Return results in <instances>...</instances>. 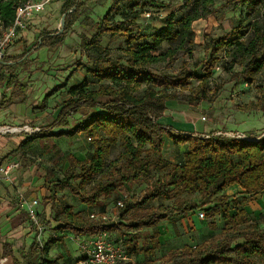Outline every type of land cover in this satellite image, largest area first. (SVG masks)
<instances>
[{
	"label": "trees",
	"instance_id": "obj_1",
	"mask_svg": "<svg viewBox=\"0 0 264 264\" xmlns=\"http://www.w3.org/2000/svg\"><path fill=\"white\" fill-rule=\"evenodd\" d=\"M25 1L0 0L1 29L12 25L15 9ZM169 1L111 0L110 7L92 26L91 35L80 39V50L87 63H91L89 67L84 66L85 72L105 83L96 90H87L84 81L70 86L69 98L62 103L49 126V136L47 131L40 132L29 136L27 141L47 137L72 138L78 134L90 140V156L84 160L67 156L69 168L62 179L54 184L55 189L67 190L82 204L94 203L103 196H109L153 170L161 171L162 174L147 186L140 201L125 200V211L146 205L152 200H166L178 195L197 196L198 205L183 200L163 212L150 208L128 227L152 230L148 248L138 249L131 239L124 241L126 247L123 248L129 257L143 256L144 262L141 264H152L149 259L160 248L157 225L173 218H185L196 209L204 210L209 217L214 214L221 216L224 222L221 236L200 246L171 251L164 260L165 264H264V227H259L257 223L249 224L239 200L228 202L223 194L227 188L237 186L243 195H264V137L257 141L239 140L215 135L214 131H210L205 134L207 138H203L199 133L175 132L158 123L160 118L168 116L173 102L191 108L199 107L221 51L232 64L242 67V71L235 74L233 79L244 84L251 83L261 70L264 58V0H224L219 6L215 5L214 0H187L182 6V14L175 18L169 13L147 40L143 34L133 32L140 21L146 20L145 13L151 15L147 21L153 17L163 19L161 13ZM83 5L80 0H66L61 11L62 14L70 12L66 15L63 33L57 36L41 34L35 47L52 48L60 45ZM122 5H125V11ZM237 8L245 10L249 23L246 28L239 26L221 37L208 40L203 47L204 58L199 63L201 75L181 71L170 76L151 71L156 65L173 63L179 51L192 57L193 22L205 20L220 10ZM104 36H126V48L123 51L125 60L122 64L97 53L96 47ZM164 44L166 48L162 49ZM30 51H24L19 60ZM259 55L261 59L257 60ZM7 61H0V87L4 83L6 87L17 83L13 76L18 67L17 60L9 65ZM23 66L29 65L24 62ZM191 80H198L199 96L180 99L176 91L184 90ZM45 106L46 98L37 109L42 110ZM247 110L264 113V98L251 103ZM70 121H75V124L71 125ZM165 137L174 146L184 149L180 163L171 164L162 158ZM114 143H118L120 151L114 159L109 160L110 147ZM54 197V193H49L47 202L52 205ZM212 200L218 204L206 208ZM230 205L234 211L232 215L229 214ZM15 219L18 220L15 225L28 221L23 211ZM37 223L39 227H49L53 233L63 235L49 237L43 244L33 239L22 256L24 264H69L67 261L59 263V256H49L51 247L59 243L65 233L92 236L107 232L110 235L118 228L113 224L83 218L78 212L74 213L70 205L58 208L50 220L46 218L45 212L38 213ZM34 230L37 233L36 227ZM6 257H10L13 264H20L13 257L11 245L3 243L0 259Z\"/></svg>",
	"mask_w": 264,
	"mask_h": 264
},
{
	"label": "rangeland",
	"instance_id": "obj_2",
	"mask_svg": "<svg viewBox=\"0 0 264 264\" xmlns=\"http://www.w3.org/2000/svg\"><path fill=\"white\" fill-rule=\"evenodd\" d=\"M65 1L53 0L50 2L42 13L34 16L27 23V26L17 34L8 47L10 49L15 48L13 52L10 51L9 56L11 57L9 59L19 61V67L16 69V73H18L16 76L17 84H22L26 88L25 92L28 93L27 99L29 100L26 99L24 102L28 108H31V112L27 113L29 117L25 118L21 126L39 128L42 132L45 130L48 136L51 133L49 126L53 120L51 116L57 115L56 112L59 111L62 103L69 98L68 89L70 86L78 85L84 81L87 90H96L105 83L97 81L85 72L84 66L89 67L91 63H87L80 50V39L83 36L91 35L92 26L110 7L111 0H80L84 5L77 20L65 32L63 42L52 48L48 46L35 47L41 34L52 36L58 32L60 19L63 15L61 6ZM186 1L170 0L161 13L163 19L160 20L158 17H153L149 21L143 19L136 25L133 32L143 34L147 40L148 36L162 25L164 18L169 13H172L175 18L179 17L184 10L182 6ZM223 1L214 0L216 6L222 4ZM122 6L125 11V5ZM209 18L214 21V24L194 34L191 58L179 51L173 63L156 65L151 68V71L170 76L181 71L201 75L199 63L204 58L203 47L208 40L221 37L239 26L246 28L249 23L245 10L241 8L220 10L216 15ZM194 30L196 31V29ZM125 40L126 36H104L101 43L96 47V51L100 56L108 57L113 61H120L122 64L125 60L123 52L126 48ZM165 48L166 45L164 44L162 49ZM26 50L31 51L19 60V56ZM218 58L219 60L214 65L211 77L205 86L206 93L202 97L203 101L199 107L191 108L186 104L173 102L168 113L175 112L181 119L190 121L197 132L214 131L215 135L231 136L227 138L236 139L238 136H243L246 139L259 140L264 137V113L248 111L247 109L251 103H256L260 98H264V58H262L261 70L249 84L233 79L235 74L242 71V67L238 64H232L224 51L218 54ZM259 59H261L260 55L257 56V60ZM24 62H27L29 66L24 67ZM198 89V80H191L188 87L176 92L180 99L188 100L199 96ZM9 93L21 96L16 86L11 87ZM2 96L0 95V100L3 99ZM45 98L47 115L35 117L40 112L37 106ZM208 108L210 109L208 110ZM3 124L17 125L18 123L10 119L9 112L2 108L0 109V125ZM70 124L74 125L75 121H70ZM29 136H33V134L23 133L17 139L19 143H22ZM62 138V142L58 145H53L49 137L32 145L29 142L23 149V153L19 155L18 169L25 173L26 177L31 174L33 181L38 183L37 186H40L36 195L37 212L43 210L48 220L52 218L53 213L58 208L63 205H70L73 207V212H78L83 218H87L89 212L106 216L108 220L106 224H113L118 227L117 231L110 232V238L117 240L123 247H126L124 241L131 239L138 249H145L149 246L152 230L128 228L142 213L150 208L163 212L167 208L178 205L183 200L195 205L199 204L195 194L190 196L178 195L166 200H152L146 205L125 211V200L128 202L140 201L147 186L151 185L162 174L158 170L151 171L148 175L124 185L115 193L103 196L94 203L82 204L77 197L72 196L67 190L55 189L54 184L62 179L63 174L69 168L67 156H76L75 158H79L78 160H84L92 153V145L83 134L74 139L69 138V140L66 137ZM119 151L118 143L112 144L108 159H114ZM183 152L182 147L174 146L165 137L161 153L164 160L171 164L180 163ZM51 192L55 195V202L52 205L47 202V196ZM223 194L228 198V202H231L232 199L239 200L240 207L246 212L249 224L257 223L259 227H264V195L246 196L237 186L227 188ZM21 197L27 199L26 195ZM119 201L123 202L122 208L116 207V203ZM217 204L216 200H212L206 208ZM200 213L203 215L202 219L199 217ZM229 214H234L232 206L229 209ZM32 226L34 225L32 224ZM6 227L8 226L2 225L0 227V238L5 237L8 231ZM223 228L224 222L219 214L209 217L201 209L192 210L185 218L177 217L160 222L157 225L160 248L154 251L149 261L152 264H165L164 260L171 251L181 250L184 247L200 246L208 240L218 239ZM40 229L41 231H38L35 236L40 244H43L49 237L58 238L63 235L58 232L53 233L49 227L42 226ZM77 239L78 236L72 234L62 237L60 242L51 249V257H61L59 263L67 261L69 264H74V261L80 256ZM31 242V238H25L27 248ZM13 257L15 258V256ZM142 262H144V258L139 254L131 256L126 263L141 264Z\"/></svg>",
	"mask_w": 264,
	"mask_h": 264
},
{
	"label": "crops",
	"instance_id": "obj_3",
	"mask_svg": "<svg viewBox=\"0 0 264 264\" xmlns=\"http://www.w3.org/2000/svg\"><path fill=\"white\" fill-rule=\"evenodd\" d=\"M214 24V21L210 18L206 20H197L192 23V31L194 34L199 33L202 31L205 27H211ZM196 29V31L194 30ZM15 49V48H14ZM14 49L8 48L6 52H4V56L2 59H8L7 64H13V60L9 59L11 56H9L10 51H14ZM19 61L16 62L18 64ZM19 65V64H18ZM19 67V66H18ZM17 67V68H18ZM16 68V69H17ZM16 69L13 72L14 78H16L17 74ZM17 81V79H16ZM20 85V84H19ZM19 85L13 84L8 87H6L5 83L0 87V95L2 96V100H0V109H6L10 114V119H12L14 122H17V125H0V126H12V127H19L23 125V121L25 118L27 119L29 116L27 115L28 112H31V108H28V105L24 102L28 98V93L25 92V87L23 88V85L21 84V88H19ZM18 87V91L21 93V96L11 95L9 93L11 87ZM10 87V88H9ZM6 90V91H5ZM29 100V99H27ZM46 106L44 109L39 110V114H36L35 117H38L39 115H47L45 112ZM46 113V114H45ZM58 113V111L56 112ZM53 117V120L56 118ZM158 123L164 127V128H171L175 132H181L184 134H200V136H204L208 133V131L204 132H197L194 125L187 120L181 119L178 114L175 112H171L168 114L167 117L160 118L158 120ZM210 132V131H209ZM78 134L72 137L71 139H74L76 137H79ZM19 134L11 135H0V167H4L9 164H17L19 167V155L23 153V149L25 146H27L30 142V145L34 143H38L44 138L41 139H35L31 141H27V137L25 142L19 143L17 137ZM16 137V138H15ZM50 141L53 143V145H58V143L62 142L63 138H54L49 137ZM69 140V138H67ZM76 157V156H75ZM79 159V158H77ZM18 167L16 169H13L7 178H4L0 174V227L2 225H6L8 227V231L5 235V237L0 238V255L2 253V244L6 243L11 245V249L13 252V256H15L16 260L18 259L21 264H24L22 262V256L24 255L25 251L27 250V247L25 246V238L29 237L31 240L35 239L36 232L34 230V226L29 222V220L23 224L15 225L17 223L16 216L19 214V212L23 211L18 207V198L22 195L27 196V200H34L36 199V195L38 194L40 186H37L38 183L33 181L32 175L30 176L25 175V173H22ZM38 207V205H37ZM24 212V211H23ZM37 212V208H36ZM43 212V210H41ZM37 212V214L41 213ZM25 213V212H24ZM90 213V212H89ZM70 233H65L64 236L69 235ZM89 235L85 236H78V241H83L89 239ZM36 240V239H35ZM54 247V246H53ZM51 247V249L53 248ZM51 249L49 251V256ZM14 258V259H15ZM0 264H13V261L10 257L2 258L0 259Z\"/></svg>",
	"mask_w": 264,
	"mask_h": 264
},
{
	"label": "built area",
	"instance_id": "obj_4",
	"mask_svg": "<svg viewBox=\"0 0 264 264\" xmlns=\"http://www.w3.org/2000/svg\"><path fill=\"white\" fill-rule=\"evenodd\" d=\"M52 1L53 0H26L22 5L15 9L12 25L5 29L0 28V61L4 56V51L11 45L17 34L27 26V23L32 20L34 16L42 13L45 10V7ZM150 17L151 15L149 13H145L144 18L146 20ZM40 132H42L41 129L30 128L28 126H0V135H20L23 133L34 135ZM43 132H45V130ZM202 137L207 138V136ZM236 139L247 140L243 136H238ZM17 167V164H9L0 167V174L4 178H7L9 173ZM17 202L18 207L26 213L29 222L37 228V232H40L41 229L37 223V200L34 199L29 201L19 197ZM116 207L122 208L123 202H117ZM199 217L202 219V213L199 214ZM87 218L89 220L102 221L105 223L108 221L106 216H100L93 212H90ZM78 249L80 256L75 264H119L127 262L130 258L123 246L120 243H115L107 232H100L96 235L90 236L87 240L80 241Z\"/></svg>",
	"mask_w": 264,
	"mask_h": 264
},
{
	"label": "water",
	"instance_id": "obj_5",
	"mask_svg": "<svg viewBox=\"0 0 264 264\" xmlns=\"http://www.w3.org/2000/svg\"><path fill=\"white\" fill-rule=\"evenodd\" d=\"M70 11L64 13L62 16H61V19H60V24H59V30L58 32L55 34L56 36L57 35H60L62 32H63V28H64V24H65V18H66V15L69 13ZM257 141V140H256Z\"/></svg>",
	"mask_w": 264,
	"mask_h": 264
}]
</instances>
